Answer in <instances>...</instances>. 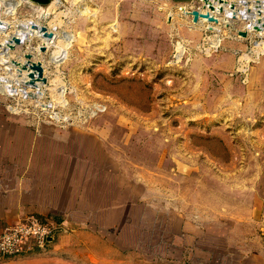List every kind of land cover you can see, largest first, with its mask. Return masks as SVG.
Returning <instances> with one entry per match:
<instances>
[{
  "label": "rangeland",
  "instance_id": "obj_1",
  "mask_svg": "<svg viewBox=\"0 0 264 264\" xmlns=\"http://www.w3.org/2000/svg\"><path fill=\"white\" fill-rule=\"evenodd\" d=\"M247 1L240 13L250 8L247 18L264 21L255 0ZM189 3L185 13L202 7V0L129 2L141 46L132 37L116 40L115 49L99 38L93 46L85 37L62 58L69 40L56 33L48 51L37 53L48 82L22 83L44 89L41 99L22 97L8 74L20 72L11 60L24 63L23 51L35 53L40 37L24 39L31 41L8 59L0 51V142L28 141L27 128L45 134L53 127L45 140L57 142L62 158L73 136L82 153L70 165L84 159L70 172L65 160L41 153L47 176L66 182L63 190L76 177L78 219L42 217L62 228L54 244L28 256L0 255V264L49 255L67 264H264V28L250 31L246 16L226 6L217 14L223 26L211 23L215 31L205 24L189 32L186 18L178 32L169 14L179 17ZM35 11L51 15L48 5L0 0V19L9 22L0 44L18 22L31 27Z\"/></svg>",
  "mask_w": 264,
  "mask_h": 264
},
{
  "label": "crops",
  "instance_id": "obj_2",
  "mask_svg": "<svg viewBox=\"0 0 264 264\" xmlns=\"http://www.w3.org/2000/svg\"><path fill=\"white\" fill-rule=\"evenodd\" d=\"M129 2L140 5L142 0H50L48 8L51 9L49 13L51 15L47 16V14L45 15L39 11H35L33 14L34 19L30 20L38 21L39 24L48 25L65 42L66 40H70V35H73L74 39L71 45L83 43L84 40L80 41V38L84 39L85 37L88 38V44L91 43L93 46L98 42L95 38H99L101 41H105L107 46L111 44V47L115 49L116 40L127 44L131 37L137 39L140 45L143 34L139 28L135 27V22L138 21L134 17L136 15H130L126 9ZM189 5L183 7L190 9L191 5ZM83 9L87 12H83ZM169 15L175 21L174 24L177 25L178 32L180 31L181 19H189L187 21L189 32H195L197 30L203 31V25H208L206 21L202 20L194 22L193 18L185 13L179 17H176V13L174 12ZM218 25L223 26L221 23ZM172 36L173 33L171 34ZM215 36L216 34L213 35V38ZM39 39L42 44V39ZM202 44L203 46L211 45L210 40ZM50 45L53 46L55 44ZM107 49L109 51V47ZM141 51H143L142 47L139 48V52ZM52 128L50 127L49 132H45V134H38L37 130L33 128L36 130L34 131L36 132L35 134L27 128L26 132H28V136L30 135L29 139L31 140H16L12 136V140L8 143L0 142V152H2L1 150H5L8 154L7 156H3L0 153V231L7 223L12 224L19 221L23 215L30 213L29 211L41 217L58 216L65 213L78 219L79 213L76 211V204L77 195L81 189L76 185V177L73 180L68 179L69 189L63 190L66 182L64 185L59 183L60 176L57 175L58 173L54 174L53 177L47 176V170L42 165L43 158L40 155L41 153L45 155L44 160L54 158L58 161L65 160L63 165H66L67 169L71 172L74 169L76 170V167L81 166L82 162H84L83 157L80 155L81 158L78 159L76 157L75 160L77 159V161L73 166L70 165L72 162L69 157L82 153L77 150L80 141L73 136H69V138H72L70 139L72 141L69 140L68 145L66 147L62 146L61 149L71 147L66 151L68 153L66 154L67 158H62L63 156H61L62 154L57 142L45 140L50 138L51 135L48 136L50 131L53 133ZM37 134L39 135L38 139L35 136ZM58 165L62 164L58 163ZM38 167L40 168L39 170ZM37 170L40 176L34 175ZM51 172H53V168H51ZM68 177L66 176V178ZM53 180L55 182H52ZM109 210V207L104 209L106 212H110ZM56 238V236L51 238L49 246L54 244ZM4 259L7 260L9 258ZM22 261V264H67V260L64 257L51 255L44 257L34 256L23 259ZM75 264H78V261H75Z\"/></svg>",
  "mask_w": 264,
  "mask_h": 264
},
{
  "label": "water",
  "instance_id": "obj_3",
  "mask_svg": "<svg viewBox=\"0 0 264 264\" xmlns=\"http://www.w3.org/2000/svg\"><path fill=\"white\" fill-rule=\"evenodd\" d=\"M17 3V7L19 5H21L23 0H13ZM33 2H36L40 5H49L50 0H30ZM219 2V5L216 6L212 0H202V8H192L191 10H188L185 13L186 7H182V10H184V13L188 16H191L193 18L194 22H198L200 20L202 21H206L208 23V26L206 27L208 30L210 31H215L214 26L211 23H214V25H218L219 23H221L219 17L217 16V14H226V10L227 7H229L230 9L236 10L237 6H241L240 4H242L241 0H217ZM240 2V3H239ZM254 5L258 8V13L260 15H264V9H262L261 7V2L260 0H255ZM227 6V7H226ZM250 8H247V10H249ZM251 10V9H250ZM217 11V13H216ZM216 13V14H214ZM250 14L252 12H249ZM244 20L247 21V25H248V29L249 28H253V30L256 31H261L264 28V21L261 20V18H259L257 20V22H253L251 17L250 19L247 17H244ZM210 23V24H209ZM253 25V26H252ZM227 27L231 26L230 22H227L226 25ZM27 28V29H26ZM16 34L12 35L13 38V42H10V48L12 50H16L17 46L20 45L21 47L23 46V44H25V42H29V41H23L22 37L19 35L18 30H25L23 31V33H27L26 30L28 32H31L33 34V36L37 35L39 36L43 42L41 45H39V49L35 51V53H33V51L30 50H25L23 51V58H24V63H21L22 60V56L20 57V59H15L13 58L12 63L15 64H20L21 66V72L27 70V77L28 80L25 81L26 85H31L33 87H38L39 82H42L44 84H46L48 82V78L45 75V65L43 63L42 60L37 59V53L41 54V53H45L48 51L49 46L44 42V40H52L54 39L57 35L54 32V30L50 29L48 27V25L46 24H38V23H31V27L29 28L28 24H25L23 22H18L16 24ZM56 29V28H54ZM35 30H37V32H35ZM250 31H253L251 29H249ZM239 33L243 36H247V31L246 30H239ZM54 44V43H53ZM0 47H2V44H0ZM19 47V46H18ZM4 49V48H3ZM32 94H30V97H36V93L35 92H31ZM51 105V103L49 104V106Z\"/></svg>",
  "mask_w": 264,
  "mask_h": 264
},
{
  "label": "built area",
  "instance_id": "obj_4",
  "mask_svg": "<svg viewBox=\"0 0 264 264\" xmlns=\"http://www.w3.org/2000/svg\"><path fill=\"white\" fill-rule=\"evenodd\" d=\"M60 230L37 215L28 214L18 222L6 225L0 231V255L3 257L28 256L39 250H46L51 238H54Z\"/></svg>",
  "mask_w": 264,
  "mask_h": 264
},
{
  "label": "bare ground",
  "instance_id": "obj_5",
  "mask_svg": "<svg viewBox=\"0 0 264 264\" xmlns=\"http://www.w3.org/2000/svg\"><path fill=\"white\" fill-rule=\"evenodd\" d=\"M212 1H217V0H212ZM251 1V0H250ZM250 1L248 0L247 2L248 3H250ZM262 2V6L264 7V1H261ZM216 3V2H215ZM217 3L219 4V2L217 1ZM252 9H253V7H252ZM231 11H232V13H233V15L235 16V17H237V18H242V17H244V16H246L245 14H247V12L248 11H251L250 9L249 10H246V11H244L243 13H240V11H239V9L238 8H236V10H233V9H230ZM227 11V10H226ZM243 11V10H242ZM254 11H256V9L254 10ZM87 12V11H86ZM252 12V11H251ZM242 15V17H241V15ZM247 17V16H246ZM249 19H250V17H248ZM254 18V16L252 15V17H251V19H253ZM35 22V21H34ZM253 22H257V20L256 21H253ZM24 23V22H23ZM35 23H37V22H35ZM11 25V24H10ZM10 27H12V26H10ZM9 28V22H7V21H5V20H1L0 19V32H4L5 30H7ZM30 28V27H29ZM27 29V28H26ZM23 31H25V30H18V32H19V35L22 37V39L24 40V39H26V38H28V37H30L31 35H33L31 32H28L27 30H26V32L27 33H23ZM35 32H37V30H35ZM17 32L15 31V32H11L10 34H8V35H6V40H5V44H3V43H1L2 44V47L4 48L3 50H1V47H0V51L3 53V52H5V55L4 54H2V55H4V56H2L3 58H6V59H8V58H10L9 56L10 55H8L7 53L10 51V50H12L11 48H10V42H13V38H12V35L13 34H16ZM32 37V36H31ZM30 37V38H31ZM71 37V38H70ZM70 40L66 43V44H64V49H63V54H62V58H65L66 56H67V49L70 47V45H71V42H72V40L74 39V37L73 36H71L70 35ZM10 41V42H9ZM50 41H52V40H44V42L45 43H49ZM61 41V40H60ZM216 42V41H215ZM14 43V42H13ZM19 46V45H18ZM17 46V47H18ZM17 49V48H16ZM37 49H39V47L37 48ZM13 51V50H12ZM9 53H11V52H9ZM13 54V53H12ZM2 57H1V59H2ZM11 60V59H10ZM62 60V59H61ZM11 61H13V60H11ZM12 63V62H11ZM45 65V64H44ZM10 66H11V64H10ZM18 66H21L20 64L18 65V64H14V63H12V66H11V68H17L16 69V71H18V69H21V68H19ZM15 70V69H14ZM20 72L18 73H16V72H13V71H8V74L10 75V77H11V80H12V83H13V87H12V89H14V90H16L17 92H19L20 93V95L22 96V97H24V98H32V97H30V94H32L31 92H34V91H32L31 89H28V87H26L25 85L23 86L22 85V83H25V81L26 80H28V77H27V73H28V71L27 70H25V71H23V72H21V70H19ZM45 86V84L44 83H42V82H39V84H38V87H40V86ZM30 88V87H29ZM44 89H42V88H39L38 89V91H36V97L38 98V99H41L42 97H43V93H42V91H43ZM37 99V100H38ZM41 101V100H40ZM39 101V102H40Z\"/></svg>",
  "mask_w": 264,
  "mask_h": 264
},
{
  "label": "trees",
  "instance_id": "obj_6",
  "mask_svg": "<svg viewBox=\"0 0 264 264\" xmlns=\"http://www.w3.org/2000/svg\"><path fill=\"white\" fill-rule=\"evenodd\" d=\"M38 216V215H37ZM39 218H41L43 221H44V219L41 217V216H38Z\"/></svg>",
  "mask_w": 264,
  "mask_h": 264
}]
</instances>
